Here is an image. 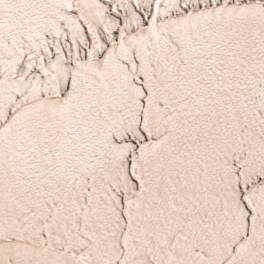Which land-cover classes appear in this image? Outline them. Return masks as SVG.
<instances>
[{
    "label": "snow or ice",
    "instance_id": "6c2138e0",
    "mask_svg": "<svg viewBox=\"0 0 264 264\" xmlns=\"http://www.w3.org/2000/svg\"><path fill=\"white\" fill-rule=\"evenodd\" d=\"M0 264H264V0H0Z\"/></svg>",
    "mask_w": 264,
    "mask_h": 264
}]
</instances>
